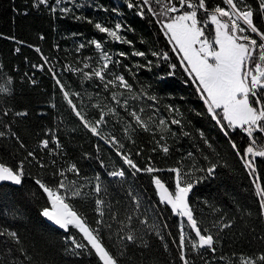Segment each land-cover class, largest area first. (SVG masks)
I'll return each mask as SVG.
<instances>
[{
	"label": "trees",
	"instance_id": "16d2710c",
	"mask_svg": "<svg viewBox=\"0 0 264 264\" xmlns=\"http://www.w3.org/2000/svg\"><path fill=\"white\" fill-rule=\"evenodd\" d=\"M245 2L264 31L259 0ZM36 3L0 0V87L8 89L0 92V132L5 133L0 137V162L15 169L23 161L24 169L21 185L0 186V232L15 231L19 236L17 243L7 234L0 235V264H100L93 250L75 249L66 239L75 236L86 243L77 229L60 231L41 215L50 204L35 181L55 186L62 179L69 191L81 190L80 196H69L66 202L85 216L90 226L100 229L118 264H182L181 219L160 202L152 179L159 176L172 190L174 173L168 169L176 167L183 180L194 184L189 203L198 226L215 240L214 252L194 250L186 241L184 252L190 264H241L248 258L264 264L259 260L264 255V215L254 177L231 146L235 142L243 154L251 138L239 128H229L225 135L211 118L197 86L181 68L174 44L157 22L166 17L148 10L150 6L161 13L165 4L179 7L178 0H150V5L144 6L141 0H61L59 4L48 0L47 5L34 6ZM129 3L134 7L129 8ZM206 4L209 9L225 7L222 0H206ZM63 8L70 11L61 12ZM204 15L198 12V18ZM96 23L110 29L120 24L119 35L131 43L112 39L100 32ZM211 31L212 26L206 34ZM94 41L111 57L104 81L84 75L103 61ZM135 52L145 55H133ZM153 52L161 55L153 56ZM164 53L168 60L163 59ZM43 57H47L46 64ZM170 64H176L175 70ZM39 65H44L43 72L35 70ZM114 75H124L131 90L118 83L106 88V81ZM56 79L64 85L63 90ZM64 91L90 124L95 125L103 115L105 123L98 126L99 135H93L75 115ZM132 112L148 130L136 123ZM173 119L180 123L172 124ZM161 120L165 123L160 124ZM112 137L119 143H112ZM253 137L258 144L264 142V134L254 132ZM43 140L49 141L47 148ZM162 146L168 147L167 153ZM29 152L34 156H28ZM119 153L129 155L141 169L151 165L162 171L133 174ZM254 162L264 184V157ZM72 164L79 174L69 171ZM213 164L212 175L200 171ZM120 169L124 177L110 175ZM97 183L100 193L94 191ZM97 199L103 201L100 211ZM98 220L103 223L97 225ZM184 229L194 237L187 222ZM128 235L134 239L129 241Z\"/></svg>",
	"mask_w": 264,
	"mask_h": 264
},
{
	"label": "snow or ice",
	"instance_id": "6c2138e0",
	"mask_svg": "<svg viewBox=\"0 0 264 264\" xmlns=\"http://www.w3.org/2000/svg\"><path fill=\"white\" fill-rule=\"evenodd\" d=\"M60 2L61 0H56L57 4ZM222 2L225 7L217 5L215 8L209 9L206 0H178L179 7L175 4H165L161 13L153 12L150 6L148 10L153 15H163L165 17L169 13H180L171 16L166 21L158 20L157 22L162 25L165 36L174 44L173 51L179 56L181 68L197 86L198 93L207 106V112L225 132V135H227V129L239 128L251 138L243 154L237 149L235 142H232L231 146L233 149H236L237 155L244 162V166L250 170L249 175L254 177L252 182L255 194L259 197L262 215H264V184L260 182V176L256 171L254 162L255 158L264 157V142L258 144L257 140L253 137L254 132L264 134V31L254 22V11L245 0H222ZM40 4L47 5L48 0H37L34 6ZM141 5H150V0H141ZM128 7L132 8L134 5L129 3ZM259 9L261 19L264 20V0H259ZM51 11L54 13L56 8L52 7ZM60 11L68 12L70 9L63 8ZM198 12H203L205 14L204 17L198 18ZM139 14L143 15V10ZM210 26H212V31L206 34ZM95 27L116 41L131 43V41L124 40L119 35L122 27L120 24H116L115 29L104 27L100 23H96ZM93 43L97 49H101L103 61L101 66L93 69L90 73H84V75L89 79L95 76L104 81L105 72L109 67V63L112 62L111 57L106 52H103L101 43L95 41ZM80 47L83 48L84 45L81 44ZM16 51H19V49H16ZM36 51L40 52V49L36 48ZM119 55L125 56L126 54L120 53ZM133 55L144 56L145 53L135 52ZM152 55L159 56L161 54L153 52ZM43 59L46 64L48 62L47 57H43ZM163 59H169L167 53L163 54ZM116 63H119V61H116ZM148 64L150 65L151 61ZM34 67H39L43 70L44 65ZM84 67L89 68L90 65L85 64ZM170 68L175 70L176 64H170ZM172 74H174V71L170 73V75ZM55 75V72H53L54 78ZM56 83L63 90L64 85L61 84L59 79H56ZM117 83L121 87L131 90L132 86L125 79L124 75H114V79L106 81L105 87L107 88L108 85H115ZM7 91V88L0 87V92ZM63 95L74 110L75 115L84 123V126L93 135H99L98 126L105 123L103 115L95 122V125H92L81 115L80 111L76 110V105L69 97V93L64 91ZM115 98L116 94L114 93L113 99ZM150 98L155 99V97ZM170 110L175 111L171 108ZM17 115H26V113H17ZM131 115L137 124L148 130V125L139 115L135 112H132ZM164 123L163 120L160 121V124ZM171 123L179 124L180 121L173 119ZM4 135V132H0V137ZM111 142L114 144L119 143L115 137L111 138ZM41 143L45 148L49 145L48 140H43ZM56 144L59 146L58 140ZM21 147H23V144H21ZM168 150L167 146H162L164 153H167ZM119 155L122 157L124 163L134 170L133 174L137 172L151 174L162 171L151 165L141 169L129 155L124 153H119ZM28 156H34V153L29 152ZM248 157H251V159ZM40 166L44 167L43 164ZM215 169L216 165L213 164L207 169H200V171H206L209 175H212ZM69 171L79 174V170L75 164L70 166ZM168 171L174 173V188L172 190L169 189L159 176H153L152 179L158 191L160 202L169 205L173 212L180 217L186 218L188 227L195 234L193 237L191 234L186 233L184 222H181L179 229L180 259L182 264H190L184 252L186 241L194 250L208 248L214 252L215 240L214 236L208 233L207 230H201L197 220L194 218V213L189 203V194L192 192L194 184L183 180L179 167L168 169ZM59 175L63 176L64 173L60 172ZM110 175L113 177H124L125 172L123 169H120L111 172ZM187 175H190V173H184V176ZM23 176V161L15 169L7 166L4 162H0V182L10 181L16 185H21ZM98 179L99 177H97ZM35 183L46 194L50 204L49 207L43 208L41 215L66 232L70 227H74L82 234L83 240L86 243L78 242L75 236L66 238L71 241L75 249L87 250L90 248L94 251L100 264H118V259L105 246L100 235V229L90 226L87 218L74 210L73 206L66 202L69 196H80V189L69 191V185L63 179L55 186H49L41 180H36ZM71 183L75 184V181ZM94 191L100 193L101 186L99 183L95 184ZM95 203L98 206L97 210L100 211L103 201L97 199ZM100 215L103 216L102 211ZM144 222L147 223V221ZM96 223L97 225L102 224L103 220H98ZM224 227H230V225L225 224ZM5 234L19 243L17 232L7 230L0 232V235ZM127 239L131 241L134 237L128 235ZM165 248H167V245H165ZM259 260L264 261V255H261ZM241 264H256V262L248 258L242 259Z\"/></svg>",
	"mask_w": 264,
	"mask_h": 264
},
{
	"label": "water",
	"instance_id": "95a60500",
	"mask_svg": "<svg viewBox=\"0 0 264 264\" xmlns=\"http://www.w3.org/2000/svg\"><path fill=\"white\" fill-rule=\"evenodd\" d=\"M4 184H8V185H11V186H19V185H16L10 181H3V182H0V186L4 185ZM45 218V217H44ZM45 220L50 224L52 225L53 227L59 229L60 231H63V232H66L64 231L63 229L59 228V226L55 225L53 222L49 221L47 218H45Z\"/></svg>",
	"mask_w": 264,
	"mask_h": 264
},
{
	"label": "rangeland",
	"instance_id": "374dc122",
	"mask_svg": "<svg viewBox=\"0 0 264 264\" xmlns=\"http://www.w3.org/2000/svg\"><path fill=\"white\" fill-rule=\"evenodd\" d=\"M174 15H178V14H169L164 20L166 21L167 19H169L171 16H174ZM158 192V191H157ZM169 206V205H168ZM178 215V214H177ZM180 217V216H179ZM181 219V222L183 221L184 222V226L186 225V218L184 217H180Z\"/></svg>",
	"mask_w": 264,
	"mask_h": 264
},
{
	"label": "built area",
	"instance_id": "2783aa9c",
	"mask_svg": "<svg viewBox=\"0 0 264 264\" xmlns=\"http://www.w3.org/2000/svg\"><path fill=\"white\" fill-rule=\"evenodd\" d=\"M35 70H38L40 72H43V70H41L39 67H35Z\"/></svg>",
	"mask_w": 264,
	"mask_h": 264
},
{
	"label": "bare ground",
	"instance_id": "6f19581e",
	"mask_svg": "<svg viewBox=\"0 0 264 264\" xmlns=\"http://www.w3.org/2000/svg\"><path fill=\"white\" fill-rule=\"evenodd\" d=\"M54 66V65H53Z\"/></svg>",
	"mask_w": 264,
	"mask_h": 264
}]
</instances>
